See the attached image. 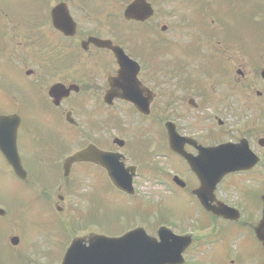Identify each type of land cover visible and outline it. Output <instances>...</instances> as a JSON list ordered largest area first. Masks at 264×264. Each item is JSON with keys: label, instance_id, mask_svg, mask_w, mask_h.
<instances>
[{"label": "flooded vegetation", "instance_id": "af4514ba", "mask_svg": "<svg viewBox=\"0 0 264 264\" xmlns=\"http://www.w3.org/2000/svg\"><path fill=\"white\" fill-rule=\"evenodd\" d=\"M148 1L154 8V15L150 19L144 22L126 20L135 26L142 25L141 45L133 46L130 50L115 36L107 37V22H94L93 15L88 22L91 27L85 30L81 17L75 13L74 4L86 8L87 0L56 2L68 5L77 24L73 36L65 35L54 26L48 10L45 14L32 18H13L7 14L0 18V52L10 50L13 54L12 58L7 57L8 60L0 59L3 61L0 65V83H5L7 88L8 78L18 80L13 83L10 79L14 92L7 95L10 98L4 96L0 114L20 116L18 145L22 137L23 142H29L26 147L35 158L34 162L43 166L51 165L55 170L49 181V189L41 190L34 183L32 187L36 189L37 195H34L33 200L42 197L48 205L47 210H44L45 216L47 214L53 220L52 224H64V216H61L64 215L66 201L63 191L65 132L81 127V119L76 114L84 113L88 101L96 106L97 117H101V112L106 109L113 111L118 105H123L128 108L129 115L144 120L145 126L134 130L136 137L144 141L137 140L132 146L126 141L124 147L120 148L114 142L117 137L114 136L112 144L107 148L96 144L113 152L123 153L127 150L124 152L127 164L136 165L139 174V163L131 162L132 156H142L141 162H150L149 170L145 169L144 174L149 175L155 170L156 175L150 174L151 178L162 176L163 180L160 182L165 185L168 181L164 179L171 178L175 187L192 195L199 180L191 171L187 160L171 149L168 124L174 127L178 135L177 146L193 156L199 154L201 147L209 148L226 143L242 145L240 149L247 151L253 163L249 169L227 175L224 181L234 176L239 181L245 179L254 183L258 190V201L250 211L245 206L248 204L244 202V211L242 206L235 205L242 217L231 222L251 230L264 251L263 242L257 234L264 208V7H254L256 10L254 9L251 18H245L247 7L241 4L244 0H231L232 7L229 8L239 13L236 18H245L251 26L253 23L257 24L259 39L255 46V43L250 44L241 39V36L228 33L213 12L204 18L205 21L201 18L205 27L194 19L192 25L188 18L191 13L189 6L182 7L185 14L181 15L186 23V39L179 38L176 32L168 35L171 32H168L169 26L159 27L158 23L149 25L156 18L158 9L154 0ZM212 1L208 0L207 11H212ZM131 2L133 0H129L127 5ZM175 7L180 8L178 5ZM181 25L182 22L179 27ZM90 37L111 39L114 44L121 45L126 54L140 65L138 80L127 89L130 101L114 97L107 99L111 90L110 79L118 73L119 64L110 49L100 48L93 43L87 44ZM9 59L15 62L11 63ZM5 63L11 64L16 73L10 74ZM1 87L2 91L6 89ZM68 88L71 90L68 91ZM64 91L67 95H64ZM132 100L139 102V105ZM228 100L241 103L237 124L232 127L237 130L230 135V130L224 132L222 129L225 123L217 112L218 107H223L221 102ZM214 113L215 116H212ZM187 119H192L189 127L183 123ZM213 122L217 127H212ZM153 127L157 129L153 130ZM44 128L49 131L46 136L42 133ZM95 128L98 132L101 129L100 118L96 120ZM153 141H159L161 148L158 150L161 153L149 149L148 145ZM145 151L151 152V155L145 156ZM25 159L22 156L23 164L27 166ZM159 159L169 162L174 159L179 166L173 161L175 170L164 169L163 163H158L162 161ZM152 163L155 167L151 168ZM175 176H179L184 185L179 179L176 181ZM39 179H42L40 175ZM54 194L58 199L52 204ZM5 259L12 264H61L64 261V249L63 254L59 255L0 256V264ZM227 261L229 262L228 259ZM231 262L234 264L233 260Z\"/></svg>", "mask_w": 264, "mask_h": 264}, {"label": "rangeland", "instance_id": "374dc122", "mask_svg": "<svg viewBox=\"0 0 264 264\" xmlns=\"http://www.w3.org/2000/svg\"><path fill=\"white\" fill-rule=\"evenodd\" d=\"M57 1L0 0V14H3L1 9L4 8L10 17L32 18L37 16V14H33L35 11L43 13L49 5L48 13H50V8ZM87 1L85 3L86 8H83L80 4H74L75 13L81 17L85 30L91 27L88 22H90V17L93 15L94 22H107L109 32L105 35L107 37L115 36L126 49L130 50L133 46L141 45L142 25L129 24L123 18L124 8L129 0ZM244 1L247 3L245 18H251L255 8L261 9L264 7L263 0ZM154 2L158 13L149 25L158 23L159 27L162 25L169 26L168 32H171L168 35L176 32L179 38L186 39L184 36L186 23L182 20L181 15L185 14L182 7L189 6L191 13L188 18L192 25L194 24L192 19L201 23V18L204 19L205 16L207 18L213 12L228 33L241 36V39L249 41L253 45L255 43V46H257L259 39L257 37V33L259 34L257 24L253 23L251 26L245 18H236L239 13L229 9L232 7L231 0H213L211 3L212 11H207L208 4H206V0H154ZM177 5L180 6L179 9L175 7ZM0 18L3 17L0 16ZM180 22H182L181 27H179ZM200 25L202 26L203 23ZM0 37H2L1 33ZM236 40L239 41L240 39ZM7 57H13L10 50L0 52V59L8 60ZM9 61L15 62L11 59ZM2 62L0 60V65ZM5 67L10 74L16 73L11 64L5 63ZM10 79L13 83L18 81L13 78ZM10 79L8 78V87L3 91L0 90V106L5 100L4 96L10 98L7 95L11 94L12 91L14 92L10 86ZM221 105L223 107H218L217 112L225 123L222 129H224V132L230 130V135L237 130L232 127L237 124L238 113H241V103L228 100L224 103L221 102ZM84 110L83 114H76L81 119V127L76 130L69 128V132H65L64 158L89 142L102 144L103 147L107 148L112 144L114 136L126 139L130 146L135 145L137 140L144 141L134 134L136 127L145 126L144 120L129 115L126 106L118 105L113 111L106 109L101 112V117H97L96 106L88 101ZM245 111L249 112L248 110ZM215 113L212 116H215ZM169 117H172V115H169ZM99 118L101 119V129L98 132L95 123ZM24 120L27 122L26 118ZM189 121H192V119H187L183 123L189 127L191 123ZM202 126L206 125L202 124ZM215 126L217 127V124L213 122L212 127ZM153 128H155L153 130L157 129L156 127ZM42 133L46 136L49 131L44 128ZM157 143L153 141L148 147L152 152L158 151L161 153L158 150L161 148L159 141ZM27 145H29V142H23L21 137V140L19 139V150L22 156L26 157L25 162L27 160L30 171L27 184L33 186L36 182L39 188L44 190L43 185L40 183L48 185L47 182L51 180V175L55 174V170L51 165L43 166L34 162L35 158L26 147ZM126 151L124 150V152ZM146 155L150 156L151 152L145 151ZM132 157L131 163L137 161L140 170V175L136 180V193L133 196L124 195V193L121 194L117 191L108 181L106 172L102 169L94 165L79 164L80 166H75L69 177L64 176L63 191L66 201L64 203V215L61 216H64V224L55 225L52 224L53 220L47 214L45 216L44 210H47L45 200L42 197H38L36 201L33 200L35 199L34 195L37 194L32 190V187H30V190L33 194L29 192V188H26L23 182L15 177L0 154V206L8 208H5L7 218H0V255L3 253L5 258L23 254L59 255L63 253V249L65 252L69 242L76 236L89 233L121 235L137 226H144L150 234L156 235L159 227L166 225L178 234L194 233L197 234V238L200 237L193 245L201 244L204 249L198 245L193 249L190 248L188 254H185L186 264H232L231 260L234 264H264V251L251 230L235 222L215 218L205 212L188 191L179 190L175 187L171 178L164 179L168 181L165 185L160 182L163 180L162 176L158 175L157 178H151L150 174H155V170L154 173L151 172L149 175L144 174L145 169L149 170V161L143 163L141 162L142 156L134 155ZM173 161L179 166L174 159L171 162L162 159V168L175 170ZM152 167H155L154 163H152ZM39 175L42 179H39ZM217 195L218 198L233 206H242V210V202L248 204L245 206L250 211L258 201V190L255 184L245 179L239 181L234 176L220 184ZM55 199L57 200L58 196L53 197L52 204H54ZM245 215L247 217V214ZM205 224H209L211 227L208 228ZM203 234H207V238L200 236ZM15 235L20 237V242L16 247L10 243V238ZM206 245H208L207 248ZM8 264L12 263L8 262Z\"/></svg>", "mask_w": 264, "mask_h": 264}, {"label": "water", "instance_id": "95a60500", "mask_svg": "<svg viewBox=\"0 0 264 264\" xmlns=\"http://www.w3.org/2000/svg\"><path fill=\"white\" fill-rule=\"evenodd\" d=\"M152 14V9L146 0H135L126 10V17H134L144 20ZM55 25L65 30L72 31V23L67 16L64 4L57 5L53 11ZM100 46L111 47L122 67L121 78L115 84L116 87L135 85L136 64L133 63L121 48L115 47L110 41L93 38ZM127 95V93H126ZM171 141L176 143V133L171 131ZM17 126L14 117H0V149L7 158L15 172L25 177L21 160L17 151ZM176 151L183 154L190 162L192 169L201 180V187L195 192L202 204L208 210L225 217H236L238 212L223 204L211 205L215 200L214 191L223 176L231 170L241 169L249 158L240 151L238 146L223 145L217 148L203 149L200 155L193 158L177 145H173ZM119 155H111L99 151L90 146L84 151L77 152L65 161V171L68 173L72 164L77 161L99 162L108 168L109 174L115 185L127 192H133L132 179L134 174H129L123 163H119ZM248 167V166H246ZM134 170V169H133ZM0 209V214H4ZM258 233L264 240V225ZM161 242L157 238L149 236L143 228H137L121 237H107L103 235H91L90 246L83 244L84 238H77L69 248L64 264H179L183 262L182 253L190 244L189 237L177 236L167 228L160 230ZM14 241H17L14 238Z\"/></svg>", "mask_w": 264, "mask_h": 264}]
</instances>
